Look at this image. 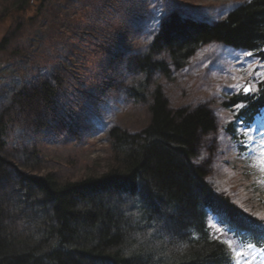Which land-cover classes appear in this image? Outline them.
<instances>
[{
	"label": "rangeland",
	"instance_id": "rangeland-1",
	"mask_svg": "<svg viewBox=\"0 0 264 264\" xmlns=\"http://www.w3.org/2000/svg\"><path fill=\"white\" fill-rule=\"evenodd\" d=\"M167 1L32 0L26 7V0H0V114L11 117L2 154L19 171L26 166L29 174L72 180L100 175L113 161L111 130L133 133L147 127L153 92L160 87L173 108H212L217 129L202 138L196 160L208 169L215 189L247 212L264 214V172L253 166L264 108L251 124L256 131L250 144L236 115L240 104L230 103L246 86L255 91L264 80V60L253 51L212 42L198 47L180 67L164 51L167 71L132 70L131 58L148 52ZM180 1L193 5L188 8L194 15L218 20L247 0ZM105 46L113 53L103 52ZM45 78L56 85L55 99L22 104L18 94ZM30 151H38L42 160L28 167ZM209 224H217L214 215ZM137 242L160 257L171 251L145 230Z\"/></svg>",
	"mask_w": 264,
	"mask_h": 264
},
{
	"label": "trees",
	"instance_id": "trees-1",
	"mask_svg": "<svg viewBox=\"0 0 264 264\" xmlns=\"http://www.w3.org/2000/svg\"><path fill=\"white\" fill-rule=\"evenodd\" d=\"M30 4L26 0V7ZM166 4L148 52L135 62L131 58L132 70L148 75L167 71L164 51L180 67L198 47L212 42L253 51L264 60V0L233 5L218 20L194 15L188 8L193 5L180 0ZM102 51L113 53L108 46ZM26 90L18 95L29 105L53 99L57 92L46 78ZM153 96L150 124L133 133L114 127L111 167L80 180L12 166L2 154L11 117L0 114V264H230L226 246L207 226L210 216L223 213L241 232H255L261 221L215 189L208 169L196 160L202 138L217 129V117L204 104L171 107L160 87ZM230 103L244 106L236 115L250 125L264 107V80ZM41 160L38 151H30L26 165ZM144 230L171 251L161 258L137 244ZM226 235L241 240L233 232Z\"/></svg>",
	"mask_w": 264,
	"mask_h": 264
},
{
	"label": "snow or ice",
	"instance_id": "snow-or-ice-1",
	"mask_svg": "<svg viewBox=\"0 0 264 264\" xmlns=\"http://www.w3.org/2000/svg\"><path fill=\"white\" fill-rule=\"evenodd\" d=\"M158 11L160 14H164L165 9L163 7L159 8ZM246 55H252V53H246ZM246 93L254 91L251 85H248L244 88ZM243 105H237V108H242ZM259 122V121H257ZM241 125H244V122L240 121ZM256 128L252 125H246L243 127V135L248 139L251 144L254 140L252 132H255ZM258 135L261 137L259 142V151L257 155V161L253 166H258L261 172H264V129H261L258 132ZM202 158V157H201ZM257 215L261 221L260 224L255 225V232L244 231L241 232L239 229H235L231 224L229 219L223 213L216 212L214 219L217 221V224L225 225L224 228H220L217 224H208L207 226L215 229L217 235L216 239L223 245L226 246V252L230 254V264L234 261V264H256L257 257H260L259 264H264V214H254ZM228 232H233L234 234L240 235L241 240L238 242V246L234 243L233 239H221L222 235H226ZM254 240L253 242H245Z\"/></svg>",
	"mask_w": 264,
	"mask_h": 264
},
{
	"label": "flooded vegetation",
	"instance_id": "flooded-vegetation-1",
	"mask_svg": "<svg viewBox=\"0 0 264 264\" xmlns=\"http://www.w3.org/2000/svg\"><path fill=\"white\" fill-rule=\"evenodd\" d=\"M33 3H34V1H33ZM34 4H37V3H34Z\"/></svg>",
	"mask_w": 264,
	"mask_h": 264
}]
</instances>
